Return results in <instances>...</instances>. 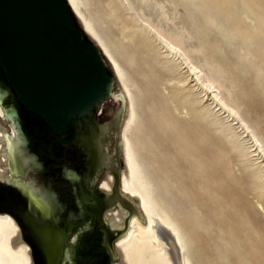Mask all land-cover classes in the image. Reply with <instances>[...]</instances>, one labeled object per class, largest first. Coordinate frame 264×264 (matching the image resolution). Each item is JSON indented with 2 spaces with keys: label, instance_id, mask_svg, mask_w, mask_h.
<instances>
[{
  "label": "bare ground",
  "instance_id": "6f19581e",
  "mask_svg": "<svg viewBox=\"0 0 264 264\" xmlns=\"http://www.w3.org/2000/svg\"><path fill=\"white\" fill-rule=\"evenodd\" d=\"M66 1L84 33L96 44L109 63L120 88L118 93H112L102 101L100 118L104 121L102 130L107 134V146L110 148L105 165L114 169L112 164L115 156L122 159L119 171V195L113 199L115 208L111 212L113 226L122 228L124 217L128 215L129 204L134 210L127 230L116 243L122 262L124 264H264V254L261 252L264 237L259 235L253 215L245 209L246 204L244 210L236 206L213 179L215 174L223 176V173L214 170L215 174L210 175L213 184L206 185L193 170L196 162H191L192 150L189 146L195 138L188 127L193 118L189 112L194 104H199L200 100L193 95L187 79L180 76L179 67L166 60L165 55L156 49L147 37L138 33L130 19L125 17L128 22L119 23L122 37L115 45L113 43L115 39L112 42L107 36V31L102 28L103 22L100 23L89 16L86 0ZM103 2L107 4L109 14L116 18L123 16L124 7L121 8L117 0ZM210 13L208 10L207 18L212 17ZM159 34L162 36L163 33L159 32ZM164 42L167 49L179 53L173 41L167 39ZM138 44L143 45L141 48L148 62L154 60L161 63L162 80L169 85L167 90H165L166 85L165 89L161 90L166 91L165 96L152 95L151 88L148 89V94L139 93L137 83H145V79L142 77L141 81H137L139 78L133 79L132 74L134 71H139L141 76L142 66L135 65L132 71L129 70V66L135 62L134 51L130 52L129 48L131 49L132 46V49H135ZM179 54L183 63L187 64L188 71L193 72L197 81H201L200 75L196 73L197 71L194 72L190 62L187 61V54ZM162 62H167L169 66L165 67ZM258 70L261 73V68ZM212 76L216 78L215 75ZM170 92L173 95L169 96ZM4 96V92L0 90V121L9 120L7 122L10 123V133L4 132L0 126V151L3 154L0 160L3 166L0 167V172L8 168L7 162L14 150L13 142L17 135L14 127L15 109L6 108L3 103ZM221 103L225 105L224 102ZM229 110L237 112L233 107ZM200 113L209 115L201 109ZM117 121L120 126L114 131ZM251 133L256 138L252 131ZM226 135L230 137H227L230 150L237 152L235 156L239 158L240 164L247 165L252 170V172L248 170L247 175L252 181L255 203L264 212V175L250 162L248 154L240 149L237 141L231 136L232 132H226ZM200 144L204 146L203 141ZM213 150L216 153L212 152ZM207 152L209 158L213 156L212 160L219 163L220 168L223 169L227 163L223 159L227 158L223 153V147L218 145ZM230 155L228 151L227 156ZM16 169L14 167L12 172L18 173ZM11 181L23 193L25 192V187L18 180L12 178ZM209 181L211 183V179ZM112 182L113 177L107 171V177L101 186L107 192H111ZM32 204L41 209L30 195L29 205ZM160 226L171 231L179 248H176L171 240V246L161 242ZM225 235L230 237L228 241ZM179 249L180 255H178ZM0 264H33L29 246L21 239L19 226L8 213H0Z\"/></svg>",
  "mask_w": 264,
  "mask_h": 264
},
{
  "label": "rangeland",
  "instance_id": "374dc122",
  "mask_svg": "<svg viewBox=\"0 0 264 264\" xmlns=\"http://www.w3.org/2000/svg\"><path fill=\"white\" fill-rule=\"evenodd\" d=\"M103 1L86 0L89 13L85 11L93 20L103 22L102 28L112 42L115 39V45L122 37L119 23L128 22V18L138 33L147 37L166 60L179 67L180 76L187 79L193 95L200 100L189 112L193 118L188 127L195 138L189 146L192 150L191 162H196L193 170L206 185L213 184L210 175L215 174L214 170L222 172L223 176L215 174L213 178L219 189L226 192L239 208L244 210L246 204L245 209L253 215L259 235L264 237V212L255 203L252 181L247 175L250 168L240 164L235 156L237 152L230 150L226 135V132H232L231 136L240 149L248 154L250 162L264 175V0H117L121 8L124 7L123 16L117 18L109 14ZM208 10L211 18H207ZM72 16L80 27L76 17ZM156 29L163 33V37ZM84 36L89 38L86 34ZM166 38L173 41L179 53L187 54V61L200 75L201 81L188 71L179 53L167 49ZM141 46L138 44V47L135 46L137 49L129 48L130 52L134 51L135 60L129 70L141 65L143 71L141 76L139 71H134L132 78H139L137 81H141L142 77L145 79V83H137L139 93L148 94L151 88L152 95L165 96L169 85L162 80L161 63L154 60L148 62ZM162 63L165 67L169 66L167 62ZM260 68L261 73L257 71ZM108 70L111 71L109 67ZM3 78L0 73V89L6 91L4 99L14 97ZM162 89H165L164 92ZM119 90L117 81H114L111 92L116 94ZM168 95L173 94L170 92ZM232 107L237 110L236 113L230 112ZM200 109L209 115H202ZM0 126L6 132L7 123L4 120L0 121ZM119 126L117 121L114 131ZM198 139L199 142L196 141ZM218 145L223 147V153L228 158H223L227 162L223 169L212 160L213 156L209 158L207 152ZM228 151L230 157L227 156ZM23 156L30 157L25 153ZM25 169L23 179L29 181L34 168ZM194 192L195 195V186ZM225 237L227 241L230 238L228 235ZM261 252L264 254V246Z\"/></svg>",
  "mask_w": 264,
  "mask_h": 264
},
{
  "label": "flooded vegetation",
  "instance_id": "af4514ba",
  "mask_svg": "<svg viewBox=\"0 0 264 264\" xmlns=\"http://www.w3.org/2000/svg\"><path fill=\"white\" fill-rule=\"evenodd\" d=\"M4 105L15 109L14 127L20 134L14 138L8 168L0 172V213L16 221L33 264H124L116 243L134 210L129 204L122 228L113 226L122 159L115 156L114 169L105 165L110 148L100 120L102 102L93 114L72 118L71 126L60 133L15 96L4 99ZM7 121L4 130L10 133ZM2 156L0 151V160ZM14 167L18 173L12 172ZM25 167L34 168L29 181L23 179ZM107 171L113 177L111 192L101 186ZM12 178L25 187L24 193ZM30 195L41 209L29 205ZM160 235L163 244L172 245L167 235Z\"/></svg>",
  "mask_w": 264,
  "mask_h": 264
},
{
  "label": "water",
  "instance_id": "95a60500",
  "mask_svg": "<svg viewBox=\"0 0 264 264\" xmlns=\"http://www.w3.org/2000/svg\"><path fill=\"white\" fill-rule=\"evenodd\" d=\"M72 14L66 0H0L4 82L19 104L54 133L71 126L76 116L93 114L116 81ZM160 228L179 248L171 231Z\"/></svg>",
  "mask_w": 264,
  "mask_h": 264
}]
</instances>
